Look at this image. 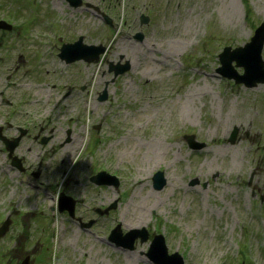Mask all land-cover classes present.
<instances>
[{"label":"rangeland","instance_id":"rangeland-1","mask_svg":"<svg viewBox=\"0 0 264 264\" xmlns=\"http://www.w3.org/2000/svg\"><path fill=\"white\" fill-rule=\"evenodd\" d=\"M1 19L0 134L26 132L11 157L0 138V264H160L148 255L157 233L184 264H264V82L217 73L223 47L264 19V0H0ZM79 35L105 46L97 61L58 56ZM125 60L114 76L110 63ZM99 170L118 186L90 181ZM61 192L76 198L74 217L58 209ZM116 224L147 237L117 247Z\"/></svg>","mask_w":264,"mask_h":264},{"label":"water","instance_id":"water-1","mask_svg":"<svg viewBox=\"0 0 264 264\" xmlns=\"http://www.w3.org/2000/svg\"><path fill=\"white\" fill-rule=\"evenodd\" d=\"M70 5L77 7L81 5L82 0H67ZM105 19L110 22V18L104 14ZM141 22L145 23L148 20L146 14L140 16ZM11 24L7 23L5 20H0V27L10 28ZM136 38L141 39L143 33L138 31L134 34ZM264 43V20L260 23L258 27L254 30L253 35L250 40L245 42L244 45L236 46L232 48L227 45L224 46L222 51L219 53L220 65L217 67V72L223 76L233 78L236 82H243L246 86H253L257 82H264V60L261 56V49ZM105 51V46L102 44L96 45L93 43H85L83 41V36L79 35L77 39L72 42H64L59 48V57L65 62H72L79 59H84L88 62L97 61L100 54ZM232 61L235 62L237 66L243 67V72L239 73L232 66ZM130 68V63L125 60L123 63L117 61L115 64L110 63L109 70L113 71L114 76L125 72ZM107 96V91L104 88L102 93L99 95V99L103 100ZM25 132V129L21 130V133L12 138L0 135L5 143L8 150L9 156H11L14 147L18 144L21 135ZM237 132V127H233L230 135L229 141L233 142L235 140V135ZM186 140L189 147L194 149H200L204 146V143L198 141L194 138V134L186 135ZM12 164L19 167L21 166L19 158L13 156ZM90 180L96 184L114 185L118 186L119 179L116 175L107 172L106 170H100L90 176ZM152 186L155 189L161 188L166 183V178L164 177L163 170H157L152 177ZM196 181V180H195ZM192 181V182H195ZM68 201L69 204H66ZM74 202L70 195L60 193L59 197V210L67 209L69 215L74 214ZM115 202L106 207L115 206ZM9 223L8 219H5L0 225V235L6 230ZM91 221L84 222V225L89 226ZM140 235L141 240H145L147 237L145 228L141 229H130L126 232H122L120 224H116L109 235V239L114 241L117 246H123L128 248H133L134 238ZM148 255L152 257L155 261L160 264H184L183 257L177 252L167 253V248L164 241V236L162 233H157L152 239L151 246L148 251ZM19 264H31L28 261V256H26Z\"/></svg>","mask_w":264,"mask_h":264},{"label":"flooded vegetation","instance_id":"flooded-vegetation-1","mask_svg":"<svg viewBox=\"0 0 264 264\" xmlns=\"http://www.w3.org/2000/svg\"><path fill=\"white\" fill-rule=\"evenodd\" d=\"M23 128L22 127H20L19 128V134L21 133V130H22ZM25 132H26V129H25ZM24 132V133H25ZM23 133V134H24ZM18 134V135H19ZM22 134V135H23ZM1 135V134H0ZM21 135V136H22ZM4 136V135H3ZM39 138V137H38ZM50 138H55V135H51L50 137H49V139ZM72 135H71V131H70V129L66 132V135L63 137V139H62V142H61V145H64L65 143H69L72 139ZM2 139V138H1ZM9 139V138H8ZM20 140V139H19ZM2 141L4 142V145H5V148L7 149V147H6V143H5V141L2 139ZM42 141H46V138L45 137H42ZM9 156V155H8ZM13 158V157H12ZM12 158H11V162H12ZM20 160V159H19ZM20 162H21V160H20ZM24 169H25V166L23 165V163H21V166H20V171H24ZM60 197V196H59ZM59 197H58V204H59ZM76 198H75V202H74V204L76 203ZM95 210L96 212H98V213H102L103 212V209H102V207L100 208V207H92V210ZM75 210V209H74ZM67 213H68V211H67ZM76 213V211H74V214ZM74 214L72 215L73 217H74ZM78 219L80 220L81 218L80 217H78ZM82 220V219H81ZM80 220V221H81ZM87 221H91V224L89 225L90 227L92 226V224L95 222V219H93V218H90V219H88ZM87 221H81V225H83L84 224V222H87Z\"/></svg>","mask_w":264,"mask_h":264},{"label":"bare ground","instance_id":"bare-ground-1","mask_svg":"<svg viewBox=\"0 0 264 264\" xmlns=\"http://www.w3.org/2000/svg\"><path fill=\"white\" fill-rule=\"evenodd\" d=\"M19 86H26L28 88H44L43 86H41L40 84H34L32 82H19L18 84H16V87H19ZM22 88V87H21ZM0 165H1V162H0ZM14 193V192H13Z\"/></svg>","mask_w":264,"mask_h":264}]
</instances>
